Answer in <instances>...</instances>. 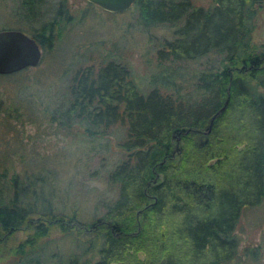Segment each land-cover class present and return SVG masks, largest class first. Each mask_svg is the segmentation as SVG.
I'll use <instances>...</instances> for the list:
<instances>
[{"label":"trees","instance_id":"1","mask_svg":"<svg viewBox=\"0 0 264 264\" xmlns=\"http://www.w3.org/2000/svg\"><path fill=\"white\" fill-rule=\"evenodd\" d=\"M45 1L19 0L17 14L37 20ZM133 7L145 25L171 26L156 50L161 62L182 77L188 62L203 65L192 69L194 82L184 91L166 73L164 83L142 86L120 58L73 68L53 118L57 112L64 122H83L92 136L122 128V155L104 170L116 194L100 217L78 223L56 202L50 167L10 171L0 161L5 264H228L238 256L241 213L264 200V42H251L263 0H135ZM69 18L66 0H58L36 29H20L50 48L57 25ZM3 100L0 111L8 110ZM55 228L67 246L50 239ZM19 230L26 235L14 242ZM248 250L247 260L260 258L258 248Z\"/></svg>","mask_w":264,"mask_h":264},{"label":"rangeland","instance_id":"2","mask_svg":"<svg viewBox=\"0 0 264 264\" xmlns=\"http://www.w3.org/2000/svg\"><path fill=\"white\" fill-rule=\"evenodd\" d=\"M193 1L207 6L212 0ZM18 2L0 0V28L23 27L32 31L52 16L58 0H46L41 17L30 21L17 14ZM66 2L71 18L57 25L56 28L61 27L59 36L52 47H41L39 62L22 68L23 72L17 75L0 74L2 106L8 108L0 111V161L10 163V171L25 166L43 167L46 171L45 167H50V172L53 171L50 177L57 187L56 202L65 204L67 211L75 212L78 223H84L100 217L106 200L116 194V188H111L105 179L104 170L122 155L118 142L123 131L115 125L109 133L92 136L84 129L83 122H64L57 112V118H53L56 107L64 104L73 68L83 63L98 64L108 58H120L129 63L134 78L142 86L151 84L154 79L162 82L160 78L166 73L180 83L184 91L194 82L192 69H199L203 64L188 62L190 72L182 77L176 74L172 64L161 62L156 50L164 38L172 35V28L166 23L145 25L133 4L122 11H108L88 0ZM251 39L252 44L259 47L264 42L263 8L258 12ZM26 92L30 95L21 97L20 93ZM12 105H17L19 110H11ZM204 135V131H198L196 138L202 139ZM81 231L84 237L90 234L87 228ZM25 235L19 230L12 239L18 242ZM63 235L55 228L50 239L55 240L57 247L67 246L68 240ZM236 235L238 256L228 264H264V200L243 209ZM257 248L260 258L247 260L245 251ZM6 261V256L0 258V264Z\"/></svg>","mask_w":264,"mask_h":264},{"label":"water","instance_id":"3","mask_svg":"<svg viewBox=\"0 0 264 264\" xmlns=\"http://www.w3.org/2000/svg\"><path fill=\"white\" fill-rule=\"evenodd\" d=\"M108 11H122L135 0H88ZM41 58V46L20 28H0V73H10L35 65Z\"/></svg>","mask_w":264,"mask_h":264}]
</instances>
